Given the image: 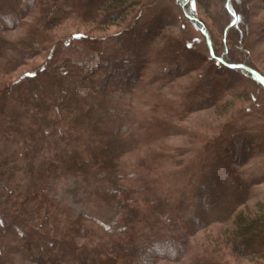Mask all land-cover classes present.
Returning a JSON list of instances; mask_svg holds the SVG:
<instances>
[{
    "label": "rangeland",
    "instance_id": "374dc122",
    "mask_svg": "<svg viewBox=\"0 0 264 264\" xmlns=\"http://www.w3.org/2000/svg\"><path fill=\"white\" fill-rule=\"evenodd\" d=\"M214 1L205 12L196 0H139L109 25L103 23L100 10L81 7V0H18L21 10L0 0V6L15 9L17 16L15 26L0 18V104H5V109L0 106V115L5 114L4 119L0 116V136L5 139L0 137V264H39L51 256L67 259L69 264H125L98 245L122 242L135 232L109 237L112 232L103 228L105 233L99 226L103 219L111 221L114 214L102 208L104 215L95 214L102 221H85L81 225L84 230L72 234L66 223L91 211L85 202L92 190L70 177H43L37 169L29 176L17 134H23L22 121L15 124L10 111L15 100L25 104L30 96L35 101L48 94L51 98L57 83L62 86L54 91V97L64 99L67 88L82 96L84 89L78 81L92 77L110 87L117 78L118 86L127 90L106 96L109 106L118 111L119 123L111 126L123 128L124 135L119 136L136 143L120 160L124 184L138 185V177L145 175L151 182L159 181L162 193L187 195L179 203L181 207L173 205V199L164 204L167 215L172 216L163 220L165 226L157 233L161 237L177 232L176 237H183L179 256L173 260L170 258L175 254L169 258L164 255L145 263L264 264V249L235 253L228 238L238 214L252 218L264 214V87L251 74L255 72L264 83V0H229L227 8L232 16L221 8L225 0ZM131 23H138L140 38L149 48L133 69L126 63L132 60L129 54L114 45L120 41L118 37H127ZM173 47L172 57L165 62L163 56ZM78 50L89 54L91 60L81 67L77 57L69 54ZM160 51L165 54L159 55ZM186 54L192 61L184 64ZM117 55L123 62L119 70L124 77L120 79L101 59ZM228 66L234 68L230 71ZM66 72L69 77L73 74V81L65 77ZM71 81L73 85H69ZM22 89L30 90L26 98ZM18 109L23 111L26 105ZM35 111L31 110V115ZM61 134L67 135L66 128ZM73 134L76 132L69 138L76 136ZM236 134L239 137L232 138ZM81 137L75 146L78 151L90 138L85 132ZM144 164L148 170L141 167ZM220 168L226 172L222 174L225 178L217 181ZM227 173L232 180L228 181ZM145 177L142 180L146 181ZM238 182L247 189V196L235 207L239 196H233L242 191L236 186ZM30 187L41 192L38 202L27 207L23 200L35 195ZM41 196L54 206L47 208L46 202L38 205ZM203 200H210L211 207L206 208ZM179 212L186 226L182 233L175 224ZM191 217H198V222L188 225ZM217 217L220 219L215 220ZM141 227L137 223L130 229ZM143 232L151 239L155 233ZM22 246L33 257L38 251L40 258H46L33 263L21 252ZM140 252L145 256L146 252Z\"/></svg>",
    "mask_w": 264,
    "mask_h": 264
},
{
    "label": "trees",
    "instance_id": "16d2710c",
    "mask_svg": "<svg viewBox=\"0 0 264 264\" xmlns=\"http://www.w3.org/2000/svg\"><path fill=\"white\" fill-rule=\"evenodd\" d=\"M3 1L6 3L12 2L11 0ZM138 1L139 0H81V7L88 6L93 7L92 9L100 10V12H102L101 17H104L105 19L103 23L112 25L115 20L122 17L124 11L127 10L129 6L138 5L136 4ZM227 1L229 0L221 1L223 2L221 8L225 9L226 13L232 16L227 8ZM196 2L205 8V12L208 10L209 6L211 8L212 4L215 3L214 0H196ZM12 3L14 4L13 8L19 7L18 0H13ZM21 8L22 5L18 10H21ZM12 10L14 11L12 12ZM0 18L2 21H10L12 23L11 26H15V24H13L17 20L15 9H9L6 6L1 5ZM127 26L129 29L126 31V35L124 34L127 37L123 39L118 37L117 40L120 41H115L114 45L121 47L126 55L129 54L130 57H128L132 58V60L126 63L133 69L135 67V62H140L144 58L143 54L149 52V48H145L146 44L143 42V39L140 38V34L137 31V29L140 28L138 23H131ZM153 28L155 27L153 26ZM151 29L152 28L149 30L151 31ZM145 36H143V38ZM186 48L188 49L187 46ZM172 50H174V47L167 52V56H163L164 58L162 57L165 62L168 60V57H172ZM69 54H73L77 57L76 62H78L80 67L83 62L91 61L88 56L89 54L81 52L80 50L77 52L72 51ZM164 54L165 53L160 51L159 55L162 56ZM184 57V64L192 61L188 54ZM101 59L105 61L103 63L104 67L109 69L113 68L115 73L117 72L116 75L119 79L120 76L124 77L119 70L121 68V64L123 63L119 55L111 60H107L105 58ZM73 66L75 65L73 64ZM101 69L102 67L99 68V70ZM67 73L68 72H66L65 77L67 76L66 78L73 81V74L69 77ZM99 73L102 75L101 78L105 79V74L102 72ZM96 75L97 73H95V76ZM32 78L34 79L36 76H33ZM92 78L88 79V81L87 79L83 81L80 80L81 82L78 81L79 85L84 89L81 90L83 93L82 96L80 95V92H76L72 88H67V90L64 91L65 93L63 92L65 100L54 97V91L56 89L59 90L62 86L60 83H57V86L54 87L56 89L51 92V98H48V94L47 96H43L42 100H36V107H33L36 105V101L33 96H30L28 98V102L25 104L22 103V100H15L16 102L12 104L13 106L10 105V108L13 107L11 108L12 110H10L13 122L16 124L17 122L22 121L23 125V134H20V132L17 134L22 145L21 147L24 150L23 152H25V155L22 154L25 158L23 159L22 157V163L25 162L27 165L26 171L28 172L26 173H28L29 176H32L33 172L37 169V174L39 173L43 177L47 176L48 178H52V180L55 178L65 179L70 177L81 182V184L84 185L83 188H89L92 190V194L85 202L88 209L92 208L91 211H89L85 217H77L75 220H72L73 222L69 221L66 223L67 225L70 224L69 228L72 234H75L76 232L79 233V231L84 230L81 228V225L85 221H92L93 224L96 220L98 222L102 221V219L95 216L96 213L101 214L102 208L109 209L114 214L111 221L103 219L101 227L98 225L102 230L104 228L105 230L112 232L109 237L116 236L115 238H117V236L126 234L128 230L134 231L135 234L133 236H126L122 242L113 243L112 241H108L107 243L103 242L98 245L99 247L102 246L101 250H106L111 258L114 256L117 260L119 259V261H122L125 264H146L148 260H152L153 263L155 260L163 259L164 255L169 258L172 256L171 254H175L174 257L170 258L174 260L180 254L178 245L183 243V237H176L175 235H177V232H173L168 236L164 234L161 237H159L157 233L162 232L161 229L165 226L163 220L172 216L167 215L166 205L164 204L169 201L172 203V201L175 200L173 201V205L175 204V206L181 207L179 203H183L187 195L184 196V193H181L180 195L172 196V194L169 195V193H162L159 191V181L157 180L158 183H156L153 181L154 179H152L151 182V179L149 178L148 180L145 175L142 176L146 178V181L142 180V176L138 177V182L135 180V184L138 185L128 186L124 184L125 180L119 171L120 160L123 155L134 148L133 145H136V143L133 141L130 142L129 138H121V136H119L122 134L124 135L125 130L123 128L116 127L114 129V127L111 126V124L115 121L119 123V117L117 109L109 106L106 96H109L117 91L126 93L127 90L122 86H118L117 83L119 81L117 78H115V84L113 87L107 86V83L104 85L103 83L105 82H95L96 80H93ZM72 81L69 85H73ZM19 86L21 85L19 84ZM22 91L24 93L26 92V98V95L30 90L27 91L22 89ZM93 99H95V102ZM86 101H90V103L88 104ZM22 105H26L25 110H20L22 111L21 114H23L24 117H22V115H20V111H18V108H21ZM0 106L5 109V104L1 103ZM39 106L40 108L44 107V109H38L37 107ZM34 109L36 111L31 115L32 112L30 111ZM0 116L4 119L5 114L1 113ZM0 122L2 121L0 120ZM66 125L68 126L66 127ZM63 128H66L67 135L61 134ZM72 132H76V134H73L76 136L69 138V135ZM84 132L89 134L90 138L84 140L83 145L82 143L80 144V152L75 146L77 142L80 143L81 139L83 140L81 136ZM0 137L3 141L5 140L2 136ZM236 137H239V134L232 136V138ZM141 167L147 169L145 164ZM146 169H144V171H146ZM218 172L221 173L217 176V178H215V180L220 181V178L224 176H222V174H225L226 172H222L221 168L217 171V173ZM18 173H21V169L17 170V174ZM143 173L144 172L142 171L141 174ZM223 178H225V176ZM226 178L229 179L228 181H230V179L232 180V177L228 173L226 174ZM44 186L49 188L48 184H45ZM236 186L238 190H242L240 195L235 194L233 196L234 198L239 196L236 198L237 202L235 205V207H238L244 203L245 197L247 196V189L245 187L242 189L243 184L241 182H238ZM29 190L31 193H35V195L29 201L27 200V197L23 200L22 204H25L27 207H29L28 205L30 204L33 206L35 202H38V196L41 192L39 191L40 189H37L36 187L35 189L30 187ZM42 191H45V188H42ZM161 197L163 199H161ZM42 203H45L47 208L54 206L52 201L46 198L43 201V196H41V200L38 205ZM141 203L145 206L140 205ZM201 203H203L206 208L211 207L210 200H203ZM147 212L150 213L147 215ZM118 216L119 219L116 220L114 217ZM177 217L178 218L175 217V224L177 226L180 225V232L182 233V231L184 232L183 228L186 227L185 222L183 223L180 221L182 217L180 212L177 214ZM198 219V217H191L188 225L198 222ZM214 219L219 220L220 218L217 217ZM137 223H140L142 226L141 229H130ZM199 223L201 224V222ZM232 226L233 229L230 233H228V238L235 253L251 254L258 249H264V214H262L259 218H252L244 214H238L234 218ZM144 229L155 232L152 239L147 238L148 235L146 232H143ZM105 230H103V232L107 233ZM19 234L22 235L21 232ZM24 247L25 246L19 248L21 252H25L29 261L33 260L34 263L35 261H43L46 258H40V255H38L40 252L38 251L36 252V256L33 257L27 249H24ZM140 250L146 252L145 256L140 255ZM134 252L135 256H133ZM67 261V259L63 260L62 257L57 258L55 256H51L48 257L44 263L39 262V264H69ZM77 263L80 264V262ZM81 264H83L82 261Z\"/></svg>",
    "mask_w": 264,
    "mask_h": 264
},
{
    "label": "water",
    "instance_id": "95a60500",
    "mask_svg": "<svg viewBox=\"0 0 264 264\" xmlns=\"http://www.w3.org/2000/svg\"><path fill=\"white\" fill-rule=\"evenodd\" d=\"M228 68H229V69H233L234 67H232V66H228ZM249 72H251V71H249ZM251 74L254 75L255 78H256V80H257L258 82H260V84H262V86L264 87V83H263L262 79H261V78H260L255 72H251Z\"/></svg>",
    "mask_w": 264,
    "mask_h": 264
}]
</instances>
